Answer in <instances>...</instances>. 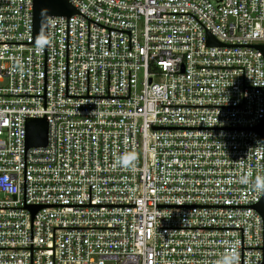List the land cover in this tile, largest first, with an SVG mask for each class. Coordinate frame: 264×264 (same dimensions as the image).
<instances>
[{
    "label": "built area",
    "instance_id": "2783aa9c",
    "mask_svg": "<svg viewBox=\"0 0 264 264\" xmlns=\"http://www.w3.org/2000/svg\"><path fill=\"white\" fill-rule=\"evenodd\" d=\"M69 1L0 0V264H264V0Z\"/></svg>",
    "mask_w": 264,
    "mask_h": 264
},
{
    "label": "water",
    "instance_id": "95a60500",
    "mask_svg": "<svg viewBox=\"0 0 264 264\" xmlns=\"http://www.w3.org/2000/svg\"><path fill=\"white\" fill-rule=\"evenodd\" d=\"M79 14V11L70 3L69 0H34L33 20H34V38L37 44H46L48 19L50 17L64 16L70 18ZM209 45L221 46L214 37L209 36ZM264 51V47H258ZM27 137L26 146H46L48 141V121L46 117H29L26 120ZM264 135V123L257 127ZM34 212L39 207H30ZM264 216V199L255 205Z\"/></svg>",
    "mask_w": 264,
    "mask_h": 264
},
{
    "label": "clouds",
    "instance_id": "9594fccd",
    "mask_svg": "<svg viewBox=\"0 0 264 264\" xmlns=\"http://www.w3.org/2000/svg\"><path fill=\"white\" fill-rule=\"evenodd\" d=\"M123 159L124 163H128L129 161L134 159V154H128ZM253 188L258 192H264V176L256 177ZM217 264H239V254L229 251L222 257L221 260L217 261Z\"/></svg>",
    "mask_w": 264,
    "mask_h": 264
}]
</instances>
